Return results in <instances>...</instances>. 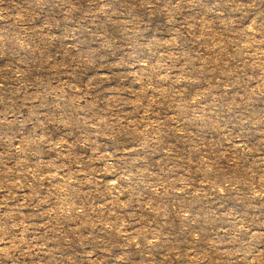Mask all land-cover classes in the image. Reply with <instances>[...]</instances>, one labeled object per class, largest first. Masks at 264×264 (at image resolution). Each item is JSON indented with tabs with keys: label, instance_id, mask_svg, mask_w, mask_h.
<instances>
[{
	"label": "rangeland",
	"instance_id": "1",
	"mask_svg": "<svg viewBox=\"0 0 264 264\" xmlns=\"http://www.w3.org/2000/svg\"><path fill=\"white\" fill-rule=\"evenodd\" d=\"M0 264H264V0H0Z\"/></svg>",
	"mask_w": 264,
	"mask_h": 264
}]
</instances>
